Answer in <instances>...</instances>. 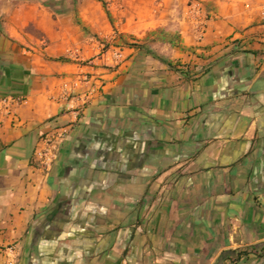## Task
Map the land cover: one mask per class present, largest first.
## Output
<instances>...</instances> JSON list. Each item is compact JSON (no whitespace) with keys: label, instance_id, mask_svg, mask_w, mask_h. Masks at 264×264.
Instances as JSON below:
<instances>
[{"label":"crops","instance_id":"1","mask_svg":"<svg viewBox=\"0 0 264 264\" xmlns=\"http://www.w3.org/2000/svg\"><path fill=\"white\" fill-rule=\"evenodd\" d=\"M263 6L0 0V264H264Z\"/></svg>","mask_w":264,"mask_h":264},{"label":"built area","instance_id":"2","mask_svg":"<svg viewBox=\"0 0 264 264\" xmlns=\"http://www.w3.org/2000/svg\"><path fill=\"white\" fill-rule=\"evenodd\" d=\"M197 4L198 0H192ZM260 20L264 23V6L260 10ZM115 59L120 57L119 52L115 53ZM23 100L12 97L4 96L0 98V128L4 121H9L14 125L16 121V110L22 104ZM67 135V129L64 127L55 128L50 134L46 135L42 140V147L38 149L34 156V163L37 168L47 173L51 170L58 155V147L64 141Z\"/></svg>","mask_w":264,"mask_h":264},{"label":"trees","instance_id":"3","mask_svg":"<svg viewBox=\"0 0 264 264\" xmlns=\"http://www.w3.org/2000/svg\"><path fill=\"white\" fill-rule=\"evenodd\" d=\"M97 1H99V2H100V0H97Z\"/></svg>","mask_w":264,"mask_h":264}]
</instances>
